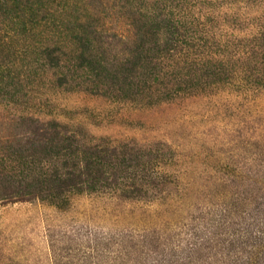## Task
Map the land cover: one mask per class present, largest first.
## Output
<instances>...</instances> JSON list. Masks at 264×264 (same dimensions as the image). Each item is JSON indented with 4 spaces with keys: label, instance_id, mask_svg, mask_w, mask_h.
<instances>
[{
    "label": "rangeland",
    "instance_id": "374dc122",
    "mask_svg": "<svg viewBox=\"0 0 264 264\" xmlns=\"http://www.w3.org/2000/svg\"><path fill=\"white\" fill-rule=\"evenodd\" d=\"M171 1L67 0L58 13L61 0H0V264H189L188 254L197 264L219 258L210 239L264 230V78H166L170 91L153 80L140 59L154 54L149 13ZM193 2L230 47L252 48L264 0ZM30 5L50 23L24 33ZM58 25L67 39L80 29L94 41L99 80L76 75L68 50L60 67L57 55L42 57ZM57 132L56 143L77 132L117 146L118 176L143 163L159 175L132 197L112 184L43 198L57 192L41 170L62 165L49 140ZM191 242L201 249L190 252Z\"/></svg>",
    "mask_w": 264,
    "mask_h": 264
},
{
    "label": "trees",
    "instance_id": "16d2710c",
    "mask_svg": "<svg viewBox=\"0 0 264 264\" xmlns=\"http://www.w3.org/2000/svg\"><path fill=\"white\" fill-rule=\"evenodd\" d=\"M61 1L63 2L56 10L58 13L65 9V4L68 3L67 0ZM195 2L193 0H172L171 3L156 8L158 12L149 10L151 12L149 13L150 24L154 29L152 33L156 40L153 48L154 54L152 57L147 55L140 59L151 64L149 65L152 68L153 80L162 81L166 78L169 80L172 77L183 79V76H187L200 85L204 77L211 78L219 74H229L232 78L239 77L240 80H244L246 75L244 73L247 72H250L249 77L256 75L257 79L264 78V43H259L261 39L264 40V23L254 34L253 42L249 44L252 48L241 51V48L238 50L236 46L230 47L229 41L224 39L220 31L213 32L210 25L202 18L201 13L195 14L192 11L198 6ZM30 6V12L24 10V33L35 32L40 25L50 23L48 17L38 18L39 14L35 13L32 5ZM47 8L49 12L50 8ZM28 15L29 18L26 19ZM62 26H56L61 38L54 46L44 47L41 52L42 57L48 60L54 54L57 55L50 61L55 59L57 67H60L63 58L61 54L68 50L72 54L70 61L75 62L73 67L75 71H78L76 75L83 73L84 76L90 77L88 80L92 82L94 79L99 80L102 77L103 61L97 54L94 41L80 29L76 37L67 39L68 29L63 30ZM72 29L76 31V27ZM80 31L84 35L80 34ZM150 50L149 48L148 51ZM243 59L246 62L242 66H248V68H237ZM160 84L166 89L169 88L167 81H162ZM59 135L60 133L57 132V135L49 140L52 145H56L53 146L54 148L60 147L57 155L62 160V165L51 174L47 171L46 161L42 163L41 168L42 174L46 175L44 181L51 183L49 185L56 188L57 192L52 188L48 190V194L42 191L40 196L43 198L60 199L63 194L73 192V190L95 191L98 187H109L112 184L121 188L127 197H132L140 195L144 187H149L148 175L151 178H157L159 175L155 166H147L143 163L135 168L133 176H118L114 174V170L120 167L123 160L117 146L110 145V143L81 141L77 132L72 135H61V140L56 143ZM122 154L125 153L122 152ZM29 169L31 168L27 167V170ZM112 178L115 179L109 182ZM229 235L230 238L223 241L216 238L210 239L213 241L212 247L217 248L214 255H218L219 258L209 261L208 259L212 256H208V259L200 257L202 260L197 264H264V230L259 228L253 231L250 225H241L237 230H232ZM189 247L190 252L192 250L197 252L202 246H197V242H191ZM187 257L190 258L189 264H193L192 255L188 254Z\"/></svg>",
    "mask_w": 264,
    "mask_h": 264
}]
</instances>
